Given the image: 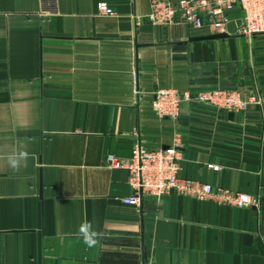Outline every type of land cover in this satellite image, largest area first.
<instances>
[{"label":"crops","instance_id":"0c3cea01","mask_svg":"<svg viewBox=\"0 0 264 264\" xmlns=\"http://www.w3.org/2000/svg\"><path fill=\"white\" fill-rule=\"evenodd\" d=\"M149 8L0 0V264H264V33L190 41L212 33L153 26ZM214 88L238 91L248 108L183 102L172 120L150 106L160 89ZM135 143L177 147L180 177L258 207L175 192L124 204L127 173L105 160H127ZM22 151L13 169L8 157Z\"/></svg>","mask_w":264,"mask_h":264},{"label":"built area","instance_id":"2783aa9c","mask_svg":"<svg viewBox=\"0 0 264 264\" xmlns=\"http://www.w3.org/2000/svg\"><path fill=\"white\" fill-rule=\"evenodd\" d=\"M235 8L240 11L237 33L248 38L264 33V0H150L146 19L158 27H167L180 20L189 29L206 28L212 34H219L225 31V24L231 20L229 15ZM97 11L113 15L112 9L105 3L97 4ZM183 102L206 104L227 114L243 112L248 108V101L238 91L223 88L193 93L160 89L153 93L150 106L158 117L174 120ZM178 160L179 151L175 146L146 150L135 143L127 160L109 155L105 161L108 167L127 173L126 184L130 194L122 199L126 205L139 206L145 198L159 200L175 192L232 207H258L259 202L252 195L180 177ZM142 264L155 263L145 260Z\"/></svg>","mask_w":264,"mask_h":264},{"label":"clouds","instance_id":"9594fccd","mask_svg":"<svg viewBox=\"0 0 264 264\" xmlns=\"http://www.w3.org/2000/svg\"><path fill=\"white\" fill-rule=\"evenodd\" d=\"M27 158H28V153L22 151L16 155L9 156L8 160L13 169H18L20 161L23 160L26 162ZM79 231L84 238V242L88 246L91 247L96 244L97 233L93 230L91 223H84L83 225H81Z\"/></svg>","mask_w":264,"mask_h":264},{"label":"water","instance_id":"95a60500","mask_svg":"<svg viewBox=\"0 0 264 264\" xmlns=\"http://www.w3.org/2000/svg\"><path fill=\"white\" fill-rule=\"evenodd\" d=\"M240 27V19L230 20L225 24V31L219 34H210L190 39V41H212L221 40L237 34ZM232 115V113H230Z\"/></svg>","mask_w":264,"mask_h":264}]
</instances>
